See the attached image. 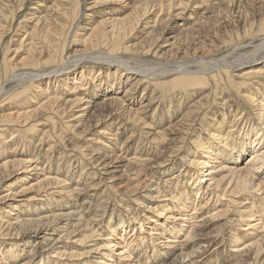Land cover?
I'll return each instance as SVG.
<instances>
[{"label": "bare ground", "instance_id": "bare-ground-1", "mask_svg": "<svg viewBox=\"0 0 264 264\" xmlns=\"http://www.w3.org/2000/svg\"><path fill=\"white\" fill-rule=\"evenodd\" d=\"M25 1L27 0H0V45L6 29L11 27L16 9H22ZM30 1L33 4L39 2V0ZM191 1L198 4L209 2V0ZM113 3L127 6L128 13L122 15L123 17L114 14L117 8L122 6L112 5ZM49 4L46 7L41 5L30 9L32 29L28 31L26 27L21 26L23 37L19 41L15 37L17 42L12 45L14 56L9 53V47H4L0 56V102L5 103L0 104V128L18 126L16 130L18 140L29 138L30 141H33L31 139L37 131L42 135H49L54 131L65 147L77 149L83 155L91 156L96 169L101 166L100 169L106 172L120 162L122 173L117 177L118 179L130 175L135 170L141 173L142 166L130 164V160L127 158L125 160L119 154V150L111 148L102 151L95 146H88L87 143L94 141L106 145L109 142L106 140L112 139V143L119 145L120 135L113 133L114 126H127L130 122L131 125L145 123L141 113L150 105L151 99L138 97L136 93L141 88L143 79L154 82L155 86L162 88H178L186 94L187 99H190L192 91L197 94L207 85L210 78L215 82L216 88L238 90L239 86L234 82L233 74L238 75L240 79L251 76L259 78L264 75V64L261 65L262 62L264 63V0H218L211 7L204 5L205 10H202L199 18L202 20L197 25H191L193 20L188 23L184 18L186 4L179 0H130V2L89 0V3L85 4V9L81 8L80 0H53ZM176 6L178 8L174 9ZM154 9L159 14L166 11L163 17L170 15V12L175 14L167 19L152 18ZM81 17L86 18L85 22L79 21ZM199 19L196 17L195 23ZM210 19L213 21L208 22ZM22 24L20 23L19 26ZM79 31L83 32L80 34ZM255 39L257 44H254ZM233 42L237 43L233 44ZM245 43H247L246 48L240 49ZM227 46L235 47L232 52H227L225 55L219 57L213 55ZM58 77L61 79L59 80ZM170 77L171 79H168ZM69 80L72 81L71 84L68 83ZM51 81L52 83L58 81L57 86L50 88L48 83ZM59 81H61L60 87H58ZM32 87L36 91L31 92ZM76 87L83 90L78 92ZM145 89L146 86H143V92ZM245 99L251 101L258 111L257 116L262 118L264 93L258 96L257 92H252ZM27 101L29 105L26 104ZM184 101L182 98L177 100L176 104H172L169 100L165 104L163 113L167 122L173 110L186 109ZM185 109L181 111L180 114H183L178 117L179 119L170 122L165 129L156 130L155 135L160 141L166 140L170 134L181 136L185 125L191 123L197 111L195 105H188V109ZM42 116L47 119L59 117L60 127L53 122L52 128L57 125V129L52 130L49 126H46L48 127L46 129L40 119ZM222 119V122L217 125L212 124L210 129L207 128L206 132L209 136L205 140H194L197 150L192 152L190 158L192 166L202 169L208 166L207 158L219 160L232 153L235 154L233 158H238L250 148L255 150L256 145L260 144V140L264 137V132L260 134L263 129L254 127V124L250 129L247 128L236 136L234 133L222 134L219 132L220 127L225 123V119ZM23 126L26 128H21ZM38 126L41 128L38 129ZM64 130L69 131L70 133L66 132L69 135L64 137L62 133ZM6 134L5 130L0 129V189L6 188L1 191L2 193L0 192V264H58L63 263L67 258H78L83 255L72 250L73 245L78 243L83 245L87 239L94 236V233L84 234L89 224L83 223L78 218L75 219L74 210L66 212L60 210L57 214L51 212L49 215L36 218L22 217L21 209L26 206L34 207L36 200L39 201L38 204L45 203L46 200L37 199L41 192L55 188V193L56 189H60L61 192L66 191L68 194L69 188L71 191L73 189L71 185L62 181L63 179L60 180L59 176L58 179L38 174L36 163L31 164L32 157L16 155V149H13L14 142L7 141ZM250 136H256V144L249 141ZM172 138L169 137L168 140H173ZM45 140L46 138L44 142ZM237 143L241 145L239 150L235 147ZM25 144L28 150L30 145L28 142ZM237 150L239 155H236ZM255 153L252 155L253 163L243 173L241 170L236 173L230 169L232 177L236 174L234 185L236 193L255 186L250 176L253 173L251 168L256 165L255 159H264L263 152V154L257 151ZM95 172L94 170V175ZM29 176L32 179H28ZM11 179L12 181L9 182ZM121 181H110L109 185L117 192L128 188L133 192L137 188H147L142 180L137 185ZM77 182L78 180L75 185ZM101 182L102 180L99 179L98 183ZM193 182L195 186L192 190L198 194L203 181L200 177L198 179L195 177ZM183 193L184 190L180 189L173 195V200L180 207L183 204L181 199ZM4 213L14 216L4 219L5 217H2ZM123 221L119 219L118 228ZM240 239L235 237L234 242H239ZM104 246L92 250L97 252ZM106 256L109 261L111 255L106 254ZM101 262L106 264L105 261L101 260Z\"/></svg>", "mask_w": 264, "mask_h": 264}, {"label": "rangeland", "instance_id": "rangeland-1", "mask_svg": "<svg viewBox=\"0 0 264 264\" xmlns=\"http://www.w3.org/2000/svg\"><path fill=\"white\" fill-rule=\"evenodd\" d=\"M52 1L39 0L37 4H33L32 1L29 0L28 2L27 0L22 9H16L17 12L11 27L7 25L8 28L5 31L2 45H0V56L3 54L4 47H9V53L12 57L14 56L12 52L14 46L12 45L17 42H15V37L18 41L23 37L21 35L23 31L20 29L21 26L26 27L25 29L28 31L32 29L33 23H30L32 19L29 17L30 9L41 5L42 7L49 6ZM126 1L130 2V0ZM179 1L186 4L183 15L188 23L193 20L191 25L199 24L198 22L202 20L199 18L205 7L209 5L211 7L218 2V0H209L208 3L201 2V4H198V2H190V0ZM87 3H89V0H80L81 8L85 9V4ZM112 5L122 6L118 7L114 13L119 14L118 16L120 17L124 14L126 15L129 11L126 10L129 9L127 6H123L124 4L113 3ZM196 6L199 8L197 9ZM176 8L178 6L174 7V9ZM107 11L110 13L109 10ZM153 11L155 12V9ZM165 13L166 11H162L160 14L155 12L152 18L158 17L159 19L162 17L167 19L175 14L170 12V15L163 17ZM196 17L199 20L195 23ZM85 19L81 17L79 21L85 22ZM212 21V19L208 20V22ZM20 23L23 24L19 26ZM82 32L79 31L78 33L81 34ZM253 41L254 44H257V39ZM235 43L237 42H233V44ZM246 45L247 43L241 45L240 47L242 48L240 49L244 50ZM234 47H224L213 55L216 57L225 55L227 52H232ZM236 47L239 46L236 45ZM263 64L262 62L261 65ZM237 76L233 74L234 82L239 86L238 90L235 88H216L215 82L210 78L207 85L199 90L197 94L192 91V97L188 98L189 101L185 97L186 94L178 88H162L155 86L154 82H147L143 79L141 88L136 93H138V97L151 99L150 101L146 100L149 101L150 105L141 113L144 116V119L142 117L141 120L143 119L145 123L140 125H133L134 123H132L131 125L130 122L127 126H114L113 133H119L120 135L119 145L112 143V139L106 140L107 142L109 141L106 145L94 141H90L91 143L88 141L87 143L88 146H95V148L102 151L111 148L116 151L119 150V154L125 160H130V164L142 166L143 171L141 170V173H137L135 170L121 179L117 178L122 173L120 162L116 164L117 166L110 167L106 172L104 169H100L101 166L96 169L92 163L91 156L83 155L77 149L65 147L54 131L49 135H42L41 132L37 131L36 134H33L34 136L31 139L33 141H30L29 138H24V140L20 138L18 140V132L16 131L19 128L18 126L5 127L7 129L0 128L6 131V140L14 142L13 149H16V155L22 154L32 157L31 164L36 163L38 174L41 176L49 175L53 178H58L59 176L60 180L63 179L62 181L71 185L73 189L71 191L69 188L71 193L68 192V194H66V191L61 192L60 189H56L55 193V188L48 192H41L37 199H42L40 201L46 200L45 203L38 204L39 201L36 200L34 207L28 206L27 208L26 206L21 209L22 217L36 218L49 215L51 212L57 214L60 210L66 212L72 209V211L74 210V215L76 214L74 216V218L76 217L75 219L78 218L83 223L89 224L88 229L84 230V234L94 233V236L87 239L83 245L79 243L73 245L72 250L74 249L75 252L83 254L79 256L80 258H67L65 261L63 260V263L58 264H102L101 260L105 261L106 264L107 262L108 264H264V159H255V161L257 160L256 165L251 168L253 173L250 176L255 185L251 189L236 193L234 190L236 174L232 177L230 173V169L236 173L241 170L243 173L247 167L250 168L254 158L252 155H255L256 151L257 153H264V137L260 140V144L256 145L255 150L253 148L246 150L244 154L238 156L239 159L233 158L235 154L232 153L233 155L231 154L219 160L207 158V156L208 166L206 165L202 169L190 164L192 152L197 150L194 140H205L209 136L206 131L212 127V124L217 125L222 122V118L225 119V123L219 130L222 134L234 133V136H236L237 134H242L245 129H250L253 124L254 127L257 126L263 129L260 134L264 132V111L262 118L258 117V111L254 108L251 101L245 99L252 92H257L258 96L264 93V75L259 76V78L251 76L245 79H240ZM58 79L60 80L61 77H58ZM168 79H171V77ZM57 82L53 81L52 83L51 81L48 83L49 87L57 86ZM71 82L69 80L68 83L71 84ZM60 84L61 81H59L58 87H60ZM143 86H146L144 92L142 90ZM79 89L81 88L76 87L78 92L83 90ZM30 91L34 92L36 89L32 87ZM181 97L185 100L186 109L173 110L167 122L165 120L166 115L163 113L165 104L169 100L172 101V104H176L177 100L182 99ZM0 104L5 103L0 102ZM26 104L29 105V102L27 101ZM188 105H195L197 111L191 123L186 124L187 127L185 125L181 136L170 134L169 137H173V140H168L169 137H167L166 140L160 141L155 135L156 130L165 129L170 122H174L178 117L180 118L183 114H180L181 111L187 110ZM42 117L40 119L46 129L48 128L46 126H49L50 129L56 130L57 125L58 127L61 125L58 124L59 117L57 116L55 118L53 116L54 119ZM53 122H56L57 125L52 128ZM148 122H151V125ZM21 128L26 127L23 126ZM40 128L41 126H38V129ZM66 132L70 133L64 130L62 132L64 137L69 135ZM256 136H250L249 141L256 144ZM27 142L30 145L28 150L25 144ZM240 146L238 143L235 145L238 150ZM59 149L61 152H59ZM238 150L236 155H239ZM94 170L96 171L95 175ZM213 176L214 178H212ZM195 177L197 179L200 177L203 181L198 194L192 190V187L194 188L195 186L193 182ZM28 179H32L31 176ZM99 179L102 180L101 183H98ZM77 180L78 182L75 185ZM121 180L123 183L125 181V183L131 182L130 185H137L142 180L146 183L147 188H137L134 192L128 190V188L123 189L122 192H117L109 185L110 181ZM216 180L218 181L216 182ZM90 181L93 182L91 183ZM84 187H86L84 190H80ZM5 189L1 188L0 192ZM180 189L184 190L181 195L183 200V206L181 205V207L173 200V195ZM50 192L53 194H50ZM13 216L10 213L2 214V217H5L4 219L12 218ZM119 219H122V221L124 219V221L118 228ZM111 229L113 230L112 232L109 231ZM235 237H240V241L234 242ZM101 245H105L104 248L99 249L97 252L92 250ZM106 254L111 255L109 256V261Z\"/></svg>", "mask_w": 264, "mask_h": 264}]
</instances>
